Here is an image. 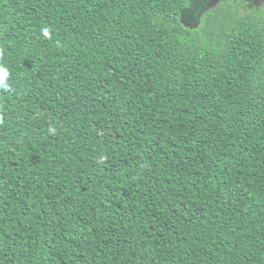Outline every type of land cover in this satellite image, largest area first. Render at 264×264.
<instances>
[{
    "label": "trees",
    "instance_id": "1",
    "mask_svg": "<svg viewBox=\"0 0 264 264\" xmlns=\"http://www.w3.org/2000/svg\"><path fill=\"white\" fill-rule=\"evenodd\" d=\"M211 1L0 0V264H264V5Z\"/></svg>",
    "mask_w": 264,
    "mask_h": 264
},
{
    "label": "clouds",
    "instance_id": "2",
    "mask_svg": "<svg viewBox=\"0 0 264 264\" xmlns=\"http://www.w3.org/2000/svg\"><path fill=\"white\" fill-rule=\"evenodd\" d=\"M43 35L48 37L50 35L47 29H43ZM8 71L3 66H0V89L8 90L9 85L7 84Z\"/></svg>",
    "mask_w": 264,
    "mask_h": 264
},
{
    "label": "water",
    "instance_id": "3",
    "mask_svg": "<svg viewBox=\"0 0 264 264\" xmlns=\"http://www.w3.org/2000/svg\"><path fill=\"white\" fill-rule=\"evenodd\" d=\"M219 1H220V0H212V1L208 4V6H207L206 8L203 9V12H204L205 10L209 9L210 7H214V6H216V5L218 4ZM199 16H200V17L202 16V12L200 13Z\"/></svg>",
    "mask_w": 264,
    "mask_h": 264
},
{
    "label": "flooded vegetation",
    "instance_id": "4",
    "mask_svg": "<svg viewBox=\"0 0 264 264\" xmlns=\"http://www.w3.org/2000/svg\"><path fill=\"white\" fill-rule=\"evenodd\" d=\"M221 1V0H220ZM249 3H255V4H258L260 3L261 5L264 3V0H248ZM264 5V4H263Z\"/></svg>",
    "mask_w": 264,
    "mask_h": 264
},
{
    "label": "rangeland",
    "instance_id": "5",
    "mask_svg": "<svg viewBox=\"0 0 264 264\" xmlns=\"http://www.w3.org/2000/svg\"><path fill=\"white\" fill-rule=\"evenodd\" d=\"M263 4H264V3H263ZM263 4H262V5H263Z\"/></svg>",
    "mask_w": 264,
    "mask_h": 264
}]
</instances>
